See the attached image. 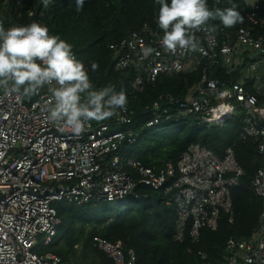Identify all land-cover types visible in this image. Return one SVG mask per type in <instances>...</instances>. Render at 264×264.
Returning <instances> with one entry per match:
<instances>
[{"label": "built area", "instance_id": "built-area-1", "mask_svg": "<svg viewBox=\"0 0 264 264\" xmlns=\"http://www.w3.org/2000/svg\"><path fill=\"white\" fill-rule=\"evenodd\" d=\"M24 2L3 0L2 5H13L18 12ZM40 2L34 0L27 11L34 19L16 25L45 26L35 12ZM240 2L246 25L227 31L217 18L210 20L194 32L196 51L166 50L164 33L148 24L108 47L113 69L132 71V94L160 75H196L183 96L160 93L147 106L149 119L141 128L169 129L178 122L220 128L234 120L240 124V138L256 145L260 166L250 183L261 199L260 225L250 239L226 240L225 264H264V0ZM145 47L155 51L145 57ZM107 86L118 92L116 84L92 88ZM50 87L57 85L43 87L31 99L0 88V264H75L37 252L53 241L61 224L55 204L144 198L147 194L139 193L144 186L160 191L162 204L173 208V239L178 242H197L203 227L216 229L220 214L232 222L231 190L244 172L231 147L218 156L193 143L174 162L146 166L126 152L138 137L127 108L103 121L87 122L76 136L64 123L51 122L43 110L54 104ZM81 95L84 102L87 94ZM90 244L112 264H137L134 250L120 240L93 236ZM197 254L200 264H209L204 252Z\"/></svg>", "mask_w": 264, "mask_h": 264}, {"label": "trees", "instance_id": "trees-1", "mask_svg": "<svg viewBox=\"0 0 264 264\" xmlns=\"http://www.w3.org/2000/svg\"><path fill=\"white\" fill-rule=\"evenodd\" d=\"M0 0V21L5 29L25 23L35 17H28L27 11L34 0H25L18 12L13 5L4 8ZM237 5L243 21L231 28L225 27L219 18L217 23L227 31L246 25L243 4L240 0H207L209 8L224 10ZM159 5L155 0H84L83 8L76 9L75 0H50L47 6L40 2L35 7L36 16L44 22L49 35H58L72 46L75 58L83 63L93 86L116 84L118 92L127 97L126 108L131 112L130 128L137 132L136 142L126 150L142 164L149 166L163 161L174 162L190 144L197 143L216 155L222 156L227 147L234 151L238 164L243 169L239 184L231 190L233 220L229 222L219 215L215 230L203 227L197 242L186 238L182 242L173 239L174 212L171 206L162 204V194L146 186L139 193L147 197L127 196L121 200L85 203L74 206L58 202L55 209L61 224L53 241L37 252H51L64 262L81 264L75 255L74 246L81 243L95 260H86L87 254L78 255L85 264H112L102 252L91 247L93 236L105 240L122 241L124 248H131L137 264H200L198 251L204 252L209 264H225V242L229 237L250 239L260 225L261 199L251 186V177L260 166L256 145L239 136V122L227 121L222 127L185 126L179 122L170 135L160 143L146 138L147 131L157 128H141L149 119L147 106L162 92L183 96L187 87L196 79L193 74L160 75L153 83H146L141 92H130L132 71L114 70L108 45L128 36L131 31L148 24L159 28L156 18ZM98 63L92 70V63ZM143 134V136L141 135ZM142 136V138H141ZM170 136H172L170 138ZM82 263V264H83Z\"/></svg>", "mask_w": 264, "mask_h": 264}, {"label": "clouds", "instance_id": "clouds-1", "mask_svg": "<svg viewBox=\"0 0 264 264\" xmlns=\"http://www.w3.org/2000/svg\"><path fill=\"white\" fill-rule=\"evenodd\" d=\"M47 6L48 0H43ZM159 5L156 22L163 30L162 45L173 53L180 49L196 51L198 42L195 31H201L210 20L219 18L231 28L243 21L237 5L212 11L207 0H155ZM77 11L84 0H75ZM155 50L142 49L147 57ZM159 53H157L158 55ZM92 70L99 65L93 62ZM50 87L54 104L44 107L51 122H62L76 136L86 130L90 121H103L125 110L127 97L112 86L93 90L83 63L77 60L72 46L58 35H49L48 28L38 23L13 25L5 29L0 21V88L18 93L21 99H31L45 86ZM22 89V91H21ZM87 94L84 102L82 95Z\"/></svg>", "mask_w": 264, "mask_h": 264}, {"label": "rangeland", "instance_id": "rangeland-1", "mask_svg": "<svg viewBox=\"0 0 264 264\" xmlns=\"http://www.w3.org/2000/svg\"><path fill=\"white\" fill-rule=\"evenodd\" d=\"M172 129L169 128V129H153V130H150V131H147L148 132V135H146V138L150 139V140H153L155 141L156 143H160L162 141L163 138H166L168 135H170L172 133ZM143 136V134H141ZM141 136V138H142ZM172 136H170L171 138ZM75 248V255L73 256L72 259L74 258H77L79 261H82V263L84 262V260L80 259L79 258V254L80 255H84V253L87 254V258L86 260L88 261H93L95 260L93 254L86 248H83V246L81 245V243H78L77 245L74 246ZM74 261H71V263H73ZM81 263V264H82ZM85 264V263H83Z\"/></svg>", "mask_w": 264, "mask_h": 264}]
</instances>
